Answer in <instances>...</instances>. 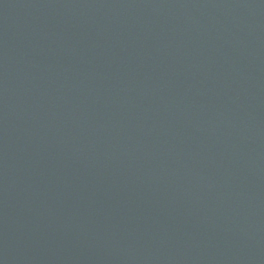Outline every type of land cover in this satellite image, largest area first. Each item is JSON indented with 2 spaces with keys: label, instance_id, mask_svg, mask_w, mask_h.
<instances>
[{
  "label": "water",
  "instance_id": "obj_1",
  "mask_svg": "<svg viewBox=\"0 0 264 264\" xmlns=\"http://www.w3.org/2000/svg\"><path fill=\"white\" fill-rule=\"evenodd\" d=\"M0 264H264V0H0Z\"/></svg>",
  "mask_w": 264,
  "mask_h": 264
}]
</instances>
